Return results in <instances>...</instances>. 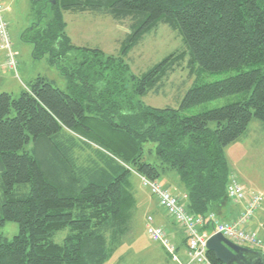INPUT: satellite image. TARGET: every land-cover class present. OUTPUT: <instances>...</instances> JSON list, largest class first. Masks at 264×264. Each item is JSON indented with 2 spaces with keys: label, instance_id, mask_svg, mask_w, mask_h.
Segmentation results:
<instances>
[{
  "label": "trees",
  "instance_id": "trees-1",
  "mask_svg": "<svg viewBox=\"0 0 264 264\" xmlns=\"http://www.w3.org/2000/svg\"><path fill=\"white\" fill-rule=\"evenodd\" d=\"M66 11L128 22L121 53L73 45ZM32 12L26 41L35 58L50 53V65L68 78V93L39 76L17 99L0 95V229L19 224L12 240L0 236V264H107L134 229L133 175L160 182L175 172L188 212L218 215L230 203L227 148L253 121L264 124V0H33ZM160 24L179 31L187 49L135 76L126 57ZM81 53L90 57L79 64ZM187 56L211 72L249 70L195 85L179 109L139 100ZM237 94L238 102L183 114ZM147 155L157 161L146 162Z\"/></svg>",
  "mask_w": 264,
  "mask_h": 264
},
{
  "label": "rangeland",
  "instance_id": "rangeland-1",
  "mask_svg": "<svg viewBox=\"0 0 264 264\" xmlns=\"http://www.w3.org/2000/svg\"><path fill=\"white\" fill-rule=\"evenodd\" d=\"M32 1L0 0L5 8L4 19L8 24L12 49L17 55L18 62V71L14 72L5 66V56L4 60H0V95L8 93L15 99L19 98L26 86L33 83L39 76L48 78L55 87L68 93V78L50 65L48 61L50 53L47 52L43 57L35 58V46L26 41L28 37L30 39L33 35L31 29L35 19L32 15ZM63 16L67 25L66 33L76 47L100 49L106 55L117 56L121 53L123 42L129 34L128 22L119 24L113 17L103 12L66 11ZM184 49L187 48L180 32L165 24H160L156 30L146 34L139 44L131 49L126 57V62L135 76H142L169 55ZM1 53L4 55L3 52ZM86 57H90L89 54L84 56L81 53L79 64ZM189 61L190 56H187L185 62L161 82L158 90L150 92L139 100L154 108L179 109L187 92L195 85L221 81L249 70V68H244L242 71L211 72L202 69L198 63L190 65ZM61 66H66L67 69L72 70L74 64L71 61H63ZM242 98V94L220 98L194 106L185 110L183 114L186 116L197 115L238 102ZM211 127L215 128L216 124H211ZM256 137L257 135L251 136L247 144L250 160L245 163L242 175L245 174L249 179L242 178V180L244 179L243 182L249 184L250 188L264 190V137L260 139L261 152L256 149L259 147L254 143ZM27 147L29 149L33 147L32 140ZM145 161L152 163L157 160L155 156L149 157L147 155ZM130 181L135 191L138 188L140 194L143 193L142 191L148 192L136 175H133ZM161 182L165 184L164 177ZM144 216L145 218L150 216L146 210L139 214V218ZM140 219H137V223L134 225L136 229L133 235L130 236L129 234L124 238L123 243L115 249L108 263L114 262L121 251L127 250L124 252L123 258L125 259L122 260L121 264H131V261L135 262L141 258L147 261V264H151L148 252L151 251L152 244ZM18 234L19 224L15 222H7L0 229V236L7 240H12ZM62 238L63 234H60L56 240L61 242Z\"/></svg>",
  "mask_w": 264,
  "mask_h": 264
},
{
  "label": "built area",
  "instance_id": "built-area-1",
  "mask_svg": "<svg viewBox=\"0 0 264 264\" xmlns=\"http://www.w3.org/2000/svg\"><path fill=\"white\" fill-rule=\"evenodd\" d=\"M4 12L5 8L0 3V51L5 55V66L17 72V55L12 49ZM141 181L175 223L184 229L188 247L187 264H213L207 254V242L214 234H221L236 245L264 253V239L248 226L255 213L262 207L264 195L248 190L236 177H230L227 194L232 203L244 204V210L240 216L230 222L220 220L214 212L203 216L192 215L186 207V195L173 194L159 181H150L146 178H142ZM146 233L151 241L163 247L172 261L184 264L179 258L176 245L162 227L155 225L152 216L146 219Z\"/></svg>",
  "mask_w": 264,
  "mask_h": 264
},
{
  "label": "crops",
  "instance_id": "crops-1",
  "mask_svg": "<svg viewBox=\"0 0 264 264\" xmlns=\"http://www.w3.org/2000/svg\"><path fill=\"white\" fill-rule=\"evenodd\" d=\"M70 38V37H69ZM0 51V60H4V56ZM26 85V84H24ZM253 135H257L256 138H254V143L257 144L259 147H256V149L261 152L262 146L260 145V139L261 137H264V124L260 123L258 121H253L250 126L247 134L236 143L230 145L226 150V155L229 160V164L231 167V176L236 177L248 190L262 193L264 195V190H255L253 188H250L247 184H245L242 180V178L249 179L244 173L245 163L250 160L248 157L249 153L247 152V144L250 141L249 138ZM257 140V141H256ZM253 158V157H252ZM260 160V157L258 158ZM163 179V178H162ZM165 184L160 181V183L167 188L168 190L172 191L173 194L177 196L185 195L184 190L179 185V178L175 172H167L164 175ZM147 193L142 191L143 193L140 194L138 192L136 198H137V211H136V220L135 223H137V219L139 218V214L144 212L146 210L150 216L154 218L155 225L158 227H162L165 232L167 233L168 237L173 241V243L177 247V252L179 255L180 260L182 263L187 264L188 263V247H187V237L185 234L184 229H182L180 226H178L175 221L167 214L164 208H162L159 205V202L156 197H154L149 189H147ZM244 210V204H234L230 201L229 204H227L225 207H223L219 213L218 217L222 221L230 222L235 220L238 216L241 215V213ZM215 213V212H214ZM148 217V216H147ZM142 217L140 220H142L143 226H145V232H146V219ZM145 219V220H144ZM249 229L255 230L259 233L260 237L264 239V202L262 204V207L260 210H258L254 217L249 222ZM135 227L133 231L130 233V236L133 235L135 231ZM147 234V233H146ZM129 236V235H128ZM151 241V251L148 252V255L151 260V264H178L168 256V254L165 252L163 247L158 244ZM254 250V249H253ZM124 252L121 251L119 253V256L116 258L114 262H110L107 264H121L123 258L125 256ZM124 254V255H123ZM165 254V255H164ZM166 256V257H165ZM131 264H147V261H145L143 258L139 259L138 261H131Z\"/></svg>",
  "mask_w": 264,
  "mask_h": 264
},
{
  "label": "water",
  "instance_id": "water-1",
  "mask_svg": "<svg viewBox=\"0 0 264 264\" xmlns=\"http://www.w3.org/2000/svg\"><path fill=\"white\" fill-rule=\"evenodd\" d=\"M207 250L222 264H263L264 253L236 245L221 234H214L209 238Z\"/></svg>",
  "mask_w": 264,
  "mask_h": 264
},
{
  "label": "flooded vegetation",
  "instance_id": "flooded-vegetation-1",
  "mask_svg": "<svg viewBox=\"0 0 264 264\" xmlns=\"http://www.w3.org/2000/svg\"><path fill=\"white\" fill-rule=\"evenodd\" d=\"M254 264H258L257 262H254Z\"/></svg>",
  "mask_w": 264,
  "mask_h": 264
}]
</instances>
